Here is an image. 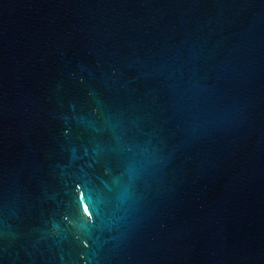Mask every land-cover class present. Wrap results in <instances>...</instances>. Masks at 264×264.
I'll return each instance as SVG.
<instances>
[{
    "label": "water",
    "instance_id": "obj_1",
    "mask_svg": "<svg viewBox=\"0 0 264 264\" xmlns=\"http://www.w3.org/2000/svg\"><path fill=\"white\" fill-rule=\"evenodd\" d=\"M0 264H264V0H0Z\"/></svg>",
    "mask_w": 264,
    "mask_h": 264
}]
</instances>
